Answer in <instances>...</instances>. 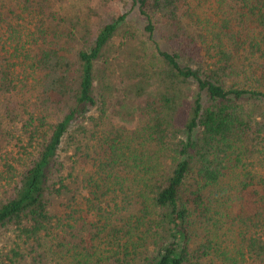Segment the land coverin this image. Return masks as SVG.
<instances>
[{"label":"trees","instance_id":"1","mask_svg":"<svg viewBox=\"0 0 264 264\" xmlns=\"http://www.w3.org/2000/svg\"><path fill=\"white\" fill-rule=\"evenodd\" d=\"M71 1L0 0V264H264V0Z\"/></svg>","mask_w":264,"mask_h":264},{"label":"rangeland","instance_id":"2","mask_svg":"<svg viewBox=\"0 0 264 264\" xmlns=\"http://www.w3.org/2000/svg\"><path fill=\"white\" fill-rule=\"evenodd\" d=\"M80 2H81V0H72L70 3L79 5ZM99 3L100 2L97 1V0H84L83 2H81L80 5H85V6H89L90 5L93 8L99 9L98 8ZM104 6H105V8L102 7L103 9L101 10V12L103 14H104V12H110L111 14H114L116 11H118V7L122 8L121 4L120 3L118 4L117 2L108 3V4L104 5ZM74 8H75V6H74ZM132 17L138 24L141 25L142 19H141V17L139 16V14L136 11L133 12ZM165 48H167V46H165ZM138 124H139V120L136 119L132 124H130L129 128L135 129V128H137ZM80 169L84 170L85 172H91L93 170V168H92V166L90 164L81 166Z\"/></svg>","mask_w":264,"mask_h":264}]
</instances>
